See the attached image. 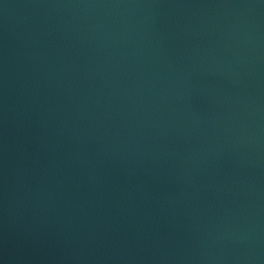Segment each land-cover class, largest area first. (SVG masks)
I'll return each mask as SVG.
<instances>
[{
	"label": "water",
	"instance_id": "1",
	"mask_svg": "<svg viewBox=\"0 0 264 264\" xmlns=\"http://www.w3.org/2000/svg\"><path fill=\"white\" fill-rule=\"evenodd\" d=\"M0 264H264V0H0Z\"/></svg>",
	"mask_w": 264,
	"mask_h": 264
}]
</instances>
